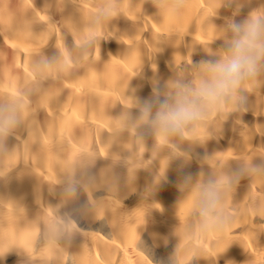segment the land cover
Here are the masks:
<instances>
[{
    "label": "bare ground",
    "instance_id": "1",
    "mask_svg": "<svg viewBox=\"0 0 264 264\" xmlns=\"http://www.w3.org/2000/svg\"><path fill=\"white\" fill-rule=\"evenodd\" d=\"M174 2L0 0V105L18 120L0 139V264H264V71L183 136L133 123L264 0ZM210 179L222 232L193 205Z\"/></svg>",
    "mask_w": 264,
    "mask_h": 264
},
{
    "label": "clouds",
    "instance_id": "2",
    "mask_svg": "<svg viewBox=\"0 0 264 264\" xmlns=\"http://www.w3.org/2000/svg\"><path fill=\"white\" fill-rule=\"evenodd\" d=\"M182 4L175 0L170 10L178 13ZM108 12L102 16L110 15ZM227 30L231 37L225 40L224 50L218 59L207 60L200 66V75L195 83L173 81L171 91L153 85V96L139 101L138 116L133 123L147 126L158 140H167L176 135L183 136L189 127L199 125L210 112L227 111L226 105L239 107L244 98L241 89L246 82L255 81L264 71V11L253 12L241 22H229ZM15 107L0 105V139L17 124ZM188 177L184 182H188ZM79 185L70 180L64 190L68 197H75ZM221 186L209 180L198 190L193 205L201 217L204 231L222 232L225 226L220 213ZM72 225L53 224L51 233L59 237ZM9 249H0V260L6 258Z\"/></svg>",
    "mask_w": 264,
    "mask_h": 264
}]
</instances>
